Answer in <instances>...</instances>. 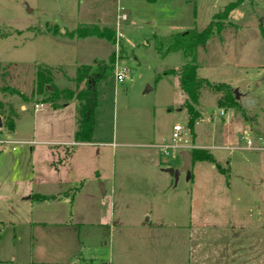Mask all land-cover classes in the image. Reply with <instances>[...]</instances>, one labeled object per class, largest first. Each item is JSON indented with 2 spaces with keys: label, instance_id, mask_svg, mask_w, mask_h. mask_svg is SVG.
I'll return each mask as SVG.
<instances>
[{
  "label": "rangeland",
  "instance_id": "1",
  "mask_svg": "<svg viewBox=\"0 0 264 264\" xmlns=\"http://www.w3.org/2000/svg\"><path fill=\"white\" fill-rule=\"evenodd\" d=\"M235 1L0 0V98L10 100L0 110V140L10 135L4 119L11 116L15 125V135L5 139L9 153H2L0 146V168L4 167L0 173V264H173V257L184 258V233L174 226L190 224L197 226L195 257L200 264H255L256 259L264 264V246L258 255L251 246L263 228L264 189L256 184L253 192L245 179L257 182L264 177V151L240 152L241 160L233 158L230 172L219 165L210 170L209 163L196 162L190 168L192 178L180 172L175 179L165 170L182 166L180 154L170 149L166 157L155 146L170 142L172 127L180 125L196 145L223 146V136L230 132L232 146H247V139L254 146L260 137L264 147V0H244L234 7L223 30L196 51L198 77L227 83L253 105L245 107L242 101L239 108L225 110L217 105L220 92L202 89L199 118L192 131L178 76L163 75L184 63L182 54H162L152 40L153 35L200 31L214 14ZM119 7L127 19L119 25L122 36H115L113 44L97 37L66 36L78 24L104 25L115 31ZM50 23L63 31L52 34ZM110 58L112 75L96 86L99 106L93 112L92 147L76 150L70 168L53 175L48 162L57 157L50 154L47 142L72 139L73 103L57 112L42 104L47 94L32 95L36 71L50 68L57 88L79 90L85 85L75 83L76 68L107 63ZM115 68L125 71L122 82L115 81ZM19 104L25 106L24 111ZM36 104L43 107L34 113ZM228 121L234 124L230 128ZM245 133L248 137L240 140ZM78 167L84 178L71 184ZM94 170L105 184L104 198L92 177ZM210 176L220 178L222 189L229 188L221 204L215 198L205 199L200 189L208 185V196L212 195L215 184L205 181ZM66 177L68 182L59 185ZM31 178L34 191H67L63 202L69 203L70 224L60 230L70 228L71 233L60 235V240L53 236L38 244L25 230L16 228L22 216L19 208L25 205L17 196L31 185ZM6 192L11 193L9 198H1ZM241 227L244 232L238 231ZM52 251L61 255H49Z\"/></svg>",
  "mask_w": 264,
  "mask_h": 264
},
{
  "label": "trees",
  "instance_id": "2",
  "mask_svg": "<svg viewBox=\"0 0 264 264\" xmlns=\"http://www.w3.org/2000/svg\"><path fill=\"white\" fill-rule=\"evenodd\" d=\"M244 0H236L228 4L223 11L212 16L208 25L200 30H187L184 32L170 33L164 36L153 35V44L162 54L169 52L180 51L184 63L177 69H168L163 75L176 74L179 78V87L185 95L184 108L187 111L189 130L192 131L196 120L199 118L197 110L198 101L202 89H210L221 93L217 100V105L220 108L237 109L240 103L233 89L226 83L210 82L207 79L200 78L197 75L196 51L198 47L204 46L206 41L213 35L219 34L226 23L230 11L241 4ZM56 25L48 27L52 34L58 32ZM66 36L70 38L83 39L86 37H97L105 39L111 44L115 42V31L110 27H100L95 24H78L71 32H66ZM114 66L113 58H110L107 63L96 62L92 66L81 65L76 68L74 81L76 84L84 82L85 87L79 90L58 89L53 84V71L50 68H39L36 71L35 90L32 95L47 94L43 103L49 104L55 108L59 100H75L78 104V120L77 129L74 133V143H90L93 137L94 118L93 112L99 106L97 101L96 86L99 81L112 75ZM92 79V80H91ZM91 81H94L92 85ZM11 93L18 94L23 101H27L23 94H19L16 90L6 88ZM2 103L0 102V110ZM4 124L10 132L14 129V120L11 116L4 119ZM73 147L67 149L66 154L69 155ZM191 163L208 162L213 163L214 160L207 150L193 148L190 150ZM34 200L43 201L49 197L34 196Z\"/></svg>",
  "mask_w": 264,
  "mask_h": 264
},
{
  "label": "crops",
  "instance_id": "3",
  "mask_svg": "<svg viewBox=\"0 0 264 264\" xmlns=\"http://www.w3.org/2000/svg\"><path fill=\"white\" fill-rule=\"evenodd\" d=\"M121 10H122V7H119L117 9L116 19H117V15L119 14V11H121ZM126 19H127V17H126ZM52 25H54V24L50 23L49 26L51 27ZM99 26L104 27V25H99ZM57 27H59V32L61 33L63 31V28L61 26H57ZM110 28H112V27H110ZM60 29H61V31H60ZM67 32H69V31H67ZM52 37H54V36H52ZM58 89L61 90V89H69V88H58ZM247 98H249V97H247L246 95L241 96L240 93L237 92V99H238L239 103L242 104V101L247 99ZM0 102L1 103H5V102L9 103L10 100L6 99L2 96V98H0ZM71 102L73 103V110L70 113L71 118H69V120H70L69 121V134L72 137V139H70L69 141L65 140V141H59V142H55V143H48L47 142V144L49 145L50 154L53 155L54 157L55 156L57 157L56 161L53 162V160H50V162H48V165L50 166L49 168L53 169V171H54L53 175H57V173L61 172L62 169H64V167L70 168V165L72 163H74V161H75L76 150L78 151L79 149H84V151H85L86 149L89 150L92 147V141L90 143H78V144L74 143L73 136H74V133L77 129V120H78V112H77L78 104L75 100H69V101L59 100L57 102V106L55 108H53L51 106L50 107L53 110V112L65 111L66 109H68L70 107L69 105ZM42 104H45V103H42ZM19 109L21 111H24L25 106L23 104H19ZM39 110H40V108L34 110V107H33L34 113H36ZM60 113H64V115H65V112H60ZM60 115H63V114H60ZM201 115H202V112H201ZM68 116H69V114H68ZM62 118H63V116H62ZM226 125H227V127L230 128L234 124H232L230 121H228L226 123ZM2 126H3V124H2ZM250 130L252 131L251 127H250ZM0 133H1V130H0ZM171 133H172V131H171ZM9 134L10 135H8V134L6 135V138L4 137L0 140L1 152L4 154L9 153V146L5 143L6 142L5 139H7V138L9 139L15 135V125H14V129L12 131H10ZM216 137H218V136H216V134H215V138ZM223 137L224 138L222 141L225 143V145H223V146H207V145H201L200 146V145L194 144L193 141L189 140L190 144L194 148L205 149L211 154L214 162L209 163V169L210 170H217L216 165H219L222 168H224L226 170V172H230L232 170V167H233V158L236 156V160L237 159L241 160V158H239L240 152L241 153L242 152L258 153L260 151H264V147L261 143L260 137L258 138V144L254 145V146L252 145V143L250 146L249 145H247V146H242V145L241 146H239V145H233L232 146V145H230L232 143L230 132L224 134ZM247 137H248L247 134L244 137L241 136L240 140L245 139ZM171 144H172V141H171V136H170V142L158 143L155 146L161 150L162 146H168ZM70 147H73V150L69 155H67L66 151ZM183 151H185V150H179L178 151L180 156H181V153ZM224 151L225 152L227 151V153H223ZM53 156H51V157L53 158ZM197 163H201V162H197ZM8 164H9V162H8ZM53 164H55V166H53L54 168L51 167ZM193 164L191 163L190 168L193 166ZM3 170H4V167L0 168V173ZM93 173L94 174L92 177L94 178L96 183H98L99 190L101 192V196L103 197L107 193L105 184L101 180L98 171L94 170ZM72 175H73V178L71 180V182H72L71 184L78 183L82 178H84L81 175L80 167H78L77 170H74L72 172ZM190 178H192V177H190ZM245 179H246V182L249 184V189L252 190L253 192L256 190V187L259 184H260V187L264 189V177L260 178V180H257V182H253L251 180V178H245ZM245 179L243 181H245ZM30 181H31V185L27 186V189H25L24 192L19 193V195L17 196L20 200H22L25 203V205L23 207L19 208V211H21L22 216L20 217L21 220L16 222V226H17L16 228H20V230H25L26 231L25 233L28 236V238L30 240H34V241L38 240L37 241L38 244L42 240L46 241L48 237L55 236L54 237L55 239L60 240V235L65 234V233H71L70 228L68 230L69 232L67 230H65L66 232H63L60 230L61 226H65V224L66 225L70 224V223H68V221L70 220L69 218H71V215H69V218H68L69 213L66 210V206L68 207L69 203L66 204V202H63V201H67V200H63V199H67V196H68L66 194L67 191L60 190V192L55 191V193H47V191L44 192L41 190L34 191V189L31 188V186H33L32 178ZM205 181H206V184H209V183L213 184V185L215 184L214 187L216 189L213 191L215 193L212 192V195L208 196V192H209L210 187H206L208 185L201 186L200 189L204 190V195H205L204 198L205 199L215 198L216 200H218L217 203H220V204L222 202H225V200H226L225 198L228 197L227 196V191L229 189L228 186L225 187L224 189H222L223 186H219L220 178H217V177L210 176ZM67 182H68V177H66V179L63 181L59 180V185L66 184ZM254 183H255V185H254ZM256 184H258V185H256ZM42 186L44 187V185H42ZM68 188H70V187H67V190H68ZM9 194H11V193L6 192V194H4L1 198L8 199ZM34 196L49 197V199L43 200V201H36L33 199ZM74 197H73V200H74ZM31 202L36 203L37 206H34V204H32ZM55 205H57V206H55ZM215 206L216 205H213L214 208H215ZM211 207H212V205H211ZM25 208L27 209L26 214H24ZM206 213L207 214L211 213L210 207L206 210ZM208 226L214 227V225H208ZM174 227L177 229L176 231L184 233L181 236V238L183 239L182 240V246H183V257L184 258L182 261H180L179 259H177L178 256H176L175 258L173 257V259H172L173 264H200V262H198V260H196V257H195L194 241H195V237H196L195 232H196L197 226L190 224L187 227H182L180 225H175ZM262 227L263 228L260 231H258V234L256 236V240L253 242L254 239H252V242H251V246L253 247L255 255L260 254L261 245L264 246V243H263L264 242V219L262 221ZM52 228L57 229V231L54 233H49V232H51L49 229H52ZM15 229H14V231H15ZM257 230H259V229H257ZM238 231L244 232V228L241 227V229H239ZM241 232H240V234H243ZM242 236H243V240H244L245 239L244 234ZM260 240H262L263 242H261ZM49 255L60 256L61 254L56 253L55 251H52V252H49ZM255 261H256L255 264H261L258 259H256ZM54 262H56V261H54ZM75 263L80 264L79 261H75Z\"/></svg>",
  "mask_w": 264,
  "mask_h": 264
},
{
  "label": "built area",
  "instance_id": "4",
  "mask_svg": "<svg viewBox=\"0 0 264 264\" xmlns=\"http://www.w3.org/2000/svg\"><path fill=\"white\" fill-rule=\"evenodd\" d=\"M122 11V10H121ZM126 20V15L124 13H120L117 15V19H116V35L117 37H121L122 34L119 31V25L121 24V22H124ZM116 37V38H117ZM125 71L124 70H118L117 68H115L114 70V79L117 82H122L123 79L125 78ZM264 92V90H263ZM43 105L39 104V105H35V109L38 108H42ZM220 116H224L225 115V111L224 110H220L219 112ZM246 139V138H245ZM171 141L172 144L168 145V146H162L161 147V154L163 156H169L170 152L169 150H185V149H192L193 147L190 144L189 139L186 137V134L183 132V129L181 128L180 125H174L172 127V133H171ZM247 145H251V142L249 139H247Z\"/></svg>",
  "mask_w": 264,
  "mask_h": 264
},
{
  "label": "water",
  "instance_id": "5",
  "mask_svg": "<svg viewBox=\"0 0 264 264\" xmlns=\"http://www.w3.org/2000/svg\"><path fill=\"white\" fill-rule=\"evenodd\" d=\"M234 93L236 94L237 97V91L234 90ZM253 105L252 100L250 99H245L243 100V106L248 107ZM2 127V122L0 119V128ZM181 162H182V166L179 169H174V168H167L165 170L166 173H168L170 176H173L175 179H177L178 174L180 172H185L187 178L190 177V166H191V154L188 151H183L181 153Z\"/></svg>",
  "mask_w": 264,
  "mask_h": 264
}]
</instances>
